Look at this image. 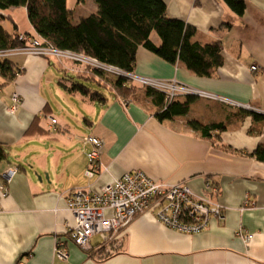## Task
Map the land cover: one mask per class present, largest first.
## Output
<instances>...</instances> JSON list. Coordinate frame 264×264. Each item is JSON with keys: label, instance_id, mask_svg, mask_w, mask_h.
<instances>
[{"label": "crops", "instance_id": "0c3cea01", "mask_svg": "<svg viewBox=\"0 0 264 264\" xmlns=\"http://www.w3.org/2000/svg\"><path fill=\"white\" fill-rule=\"evenodd\" d=\"M163 1L170 17L195 28L196 39L221 42L223 65L216 75L200 77L139 47L133 74L176 81L225 100L195 96L186 116L159 122L141 102L124 104L116 96L102 102L67 92L59 84L62 80L53 88L60 76L55 67L76 76L82 64L10 54L24 71L0 88V143L6 152L0 180L9 167L17 169L7 195L0 193V264H264V163L247 154L264 143V122L234 114L251 108L264 114V0H246L239 16L223 0ZM73 8L72 21L77 22L94 12L96 4L84 0ZM21 9L27 28L17 32H34ZM13 11H0V17ZM1 23L12 30L10 20ZM151 39L159 43L154 33ZM45 85L50 92H44ZM14 92L20 104L11 111ZM192 118L224 122L226 127L205 138L186 126ZM87 135L102 140L100 168L92 177L85 174L91 148L84 141ZM12 151L21 154L24 165L9 160ZM130 170L163 182L184 181L194 193L217 201L224 208L223 218H211L201 231L186 233L144 213L102 245L97 235L88 248L76 245L70 234L74 219L68 192L82 188L97 193ZM207 181L216 192L210 194ZM245 200L252 204L245 205ZM239 229L252 238L236 234Z\"/></svg>", "mask_w": 264, "mask_h": 264}, {"label": "trees", "instance_id": "16d2710c", "mask_svg": "<svg viewBox=\"0 0 264 264\" xmlns=\"http://www.w3.org/2000/svg\"><path fill=\"white\" fill-rule=\"evenodd\" d=\"M82 1L84 0H76L75 5ZM93 1L96 10L73 22L74 8L68 6L67 0H0V11L24 8L34 31L18 33L17 24L11 14L0 17V88L24 71L4 54L26 46L31 39H38L43 46L95 60L96 64L83 63L81 72L75 77L96 83L108 94L90 92L87 86L77 81L69 84L67 80L60 81L59 84L67 92L78 91L102 102H106L111 96L118 97L124 104L129 101L141 102L148 106L159 122L175 116H186L196 99L195 95L178 94L170 97L153 86L138 84L125 74H133L137 49L143 47L170 64L183 65L197 76L212 77L218 73L224 62L221 42H202L196 39L195 28L181 19L170 17L163 0ZM223 1L235 15L244 13L246 0ZM5 18L12 24L11 31L5 29L1 23ZM152 33L159 38V43L151 39ZM104 66L115 67L125 74H109ZM103 74L115 76V80L107 82ZM234 114L241 119L250 115L254 122H264L263 113L248 109H238ZM185 124L205 138L211 137L212 131L219 132L226 127L224 122L205 123L194 118L188 119ZM247 154L264 163V143L258 144ZM5 157L4 146L0 143V160ZM104 242L100 238L97 244L102 245ZM109 255L102 253L101 257Z\"/></svg>", "mask_w": 264, "mask_h": 264}, {"label": "built area", "instance_id": "2783aa9c", "mask_svg": "<svg viewBox=\"0 0 264 264\" xmlns=\"http://www.w3.org/2000/svg\"><path fill=\"white\" fill-rule=\"evenodd\" d=\"M13 52L96 64V61L89 57L43 46L38 39H31L26 46L8 51L4 55H10ZM82 58L89 59L92 63ZM103 68L109 73L125 74L112 66H104ZM250 68L255 69L256 66L252 65ZM130 76L136 75L130 74ZM145 79L154 81L148 77L139 80L144 85L152 86L150 84L153 82L151 83V81ZM159 86L162 87V85ZM175 88L173 87V89ZM202 93L206 94L205 92ZM167 94L168 96L174 95L172 92H167ZM213 97L214 99L219 98L215 95H212ZM219 99L225 100L222 97ZM226 102L231 103L230 100ZM19 103L20 96L17 92H14L9 109L15 111ZM232 103L240 106L237 102ZM49 119L52 123L55 122L53 117ZM84 141L91 145L87 152L88 166L85 174L92 177L100 168L99 158L102 140L95 135H87L84 137ZM16 172V167H9L3 174V179L0 180V193L2 196L7 195L6 183L10 182ZM206 186L210 194L216 192V186L213 183L207 181ZM249 203L252 204V202L245 200V205ZM67 204L74 219L70 231L71 240L82 248L89 247L90 238L94 235L105 242L111 240L114 234L122 231L136 215L150 213L168 227L181 232L196 233L204 229L211 218H223L224 210L210 195L194 193L184 181L163 182L155 180L142 170L124 172L118 178L104 184L97 193H91L82 188L74 189L68 194ZM236 234L243 236L246 240L251 239L253 236L250 233L244 234L241 229ZM61 256V254L58 255L60 258Z\"/></svg>", "mask_w": 264, "mask_h": 264}, {"label": "rangeland", "instance_id": "374dc122", "mask_svg": "<svg viewBox=\"0 0 264 264\" xmlns=\"http://www.w3.org/2000/svg\"><path fill=\"white\" fill-rule=\"evenodd\" d=\"M67 2H68V6H72V7H74V5H75V2H76V0H67ZM15 11H13L14 12V14H11V15H13L14 16V18H15V23L18 25V29L19 30H21V31H23V30H25L26 28H27V24H26V19H25V17H24V12L22 11V9L21 8H15L14 9ZM9 12H11V11H9ZM22 18H23V20H22ZM155 34V33H154ZM28 54V53H27ZM9 56V55H8ZM43 57H49V56H43ZM50 58H52V57H50ZM54 59H56L55 57H54ZM65 59V58H64ZM82 59H84V60H86V61H88V62H91L89 59H85V58H82ZM57 60V59H56ZM59 60V59H58ZM67 60H69V59H65V61H67ZM72 61V60H71ZM73 63H80V62H75V61H72ZM50 63L51 64H55L54 63V60L53 59H50ZM83 63L84 64H86L85 62H81V64L83 65ZM92 63V62H91ZM88 64V63H87ZM95 66H97V65H95ZM97 67H99V66H97ZM102 70H104V69H102ZM55 72L57 73V74H60V76H58V77H56L54 80H53V82H52V84H53V88H55L56 87V85H57V81H59V80H67V84H69V83H72V81H77V82H80L81 84H83V85H85V86H87L88 87V89H89V91L90 92H94V91H96V92H98V93H106V94H108V92L103 88V87H101V86H99V85H97L96 83H94V82H90V81H87V80H85V79H83V78H80V77H78V78H76L75 77V75H73V73H71V72H68V71H63V70H60V69H58V68H56L55 67ZM110 74V73H109ZM111 74L112 75H116L115 74V72L113 73V72H111ZM64 75H68V76H64ZM126 76H128V77H130L131 79L132 78H136V79H134V81L135 82H138V84H142L141 82H140V80L139 79H143L144 80V78L145 77H139V78H137L136 76H130V75H126ZM103 78H104V80H106L107 82H112V80L114 79L115 80V76H108V75H105V74H103ZM150 79H152V78H150ZM145 80H148V81H151V80H149V79H145ZM154 81H151V83L152 84H150V85H152V86H155V88H158L159 90H161V91H163V92H165L166 94H167V92L168 93H170V92H172V93H174V95H172V96H177L178 94H180V95H189V94H193V95H195V96H198V97H201V96H210V95H213V94H204V93H202V92H204V91H201V90H198V89H195V88H192V87H190V86H187V85H183V84H180V83H177L176 81H170V80H156V79H153ZM140 82V83H139ZM49 85H50V80H49ZM159 85H162V87H160ZM168 85H175V86H168ZM181 85H183V86H181ZM173 87H176L175 89H173ZM188 89V90H187ZM44 92L45 93H48V92H50V87H48L47 85H45V87H44ZM12 95H13V93H12ZM12 95H11V97H12ZM168 95V94H167ZM172 96H170V97H172ZM49 97V96H48ZM214 98V97H213ZM61 102V101H60ZM20 104V103H19ZM61 105H64V104H62V103H60ZM19 106V105H18ZM55 112V111H54ZM70 118V117H69ZM72 119V118H71ZM42 121H44V123L43 124H45V122H46V120H42ZM74 121V120H73ZM19 154V156L17 155V152H15V151H12L11 152V154L9 155L10 156V158H9V160L10 161H12L13 163H15V164H21V165H24L22 162H21V154L20 153H18ZM8 183H6V187L8 186L7 185ZM71 191H73V190H71ZM68 194H69V192H68ZM67 207H68V204H67ZM141 215V214H140ZM138 215H136V216H134V218L135 217H137ZM133 218V219H134ZM132 219V220H133ZM217 219H219L220 220V218L218 217ZM222 219V218H221ZM131 220V221H132Z\"/></svg>", "mask_w": 264, "mask_h": 264}, {"label": "water", "instance_id": "95a60500", "mask_svg": "<svg viewBox=\"0 0 264 264\" xmlns=\"http://www.w3.org/2000/svg\"><path fill=\"white\" fill-rule=\"evenodd\" d=\"M125 75H130V74H125ZM241 105V104H240ZM252 112H257V110H254L253 108L250 109Z\"/></svg>", "mask_w": 264, "mask_h": 264}]
</instances>
